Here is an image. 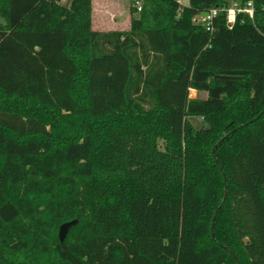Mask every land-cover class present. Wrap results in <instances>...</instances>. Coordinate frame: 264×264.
<instances>
[{"label": "trees", "instance_id": "obj_1", "mask_svg": "<svg viewBox=\"0 0 264 264\" xmlns=\"http://www.w3.org/2000/svg\"><path fill=\"white\" fill-rule=\"evenodd\" d=\"M252 4L208 31L226 0H142L96 31L91 0H0V264H264Z\"/></svg>", "mask_w": 264, "mask_h": 264}, {"label": "rangeland", "instance_id": "obj_2", "mask_svg": "<svg viewBox=\"0 0 264 264\" xmlns=\"http://www.w3.org/2000/svg\"><path fill=\"white\" fill-rule=\"evenodd\" d=\"M228 7L237 5V0H226ZM92 29L96 31L126 30L129 28L130 19L137 15L133 11L132 0H91ZM203 95L206 96L205 93ZM190 97H196L189 90Z\"/></svg>", "mask_w": 264, "mask_h": 264}, {"label": "built area", "instance_id": "obj_3", "mask_svg": "<svg viewBox=\"0 0 264 264\" xmlns=\"http://www.w3.org/2000/svg\"><path fill=\"white\" fill-rule=\"evenodd\" d=\"M180 5H187L188 0H176ZM132 6L136 9L137 12L141 11L142 8V0H132ZM239 12H244L252 17L253 15V4L252 0H248L243 7L238 5H234L232 7H225V6H215L205 12V15L202 13L200 15L194 16L192 18V22L197 25H202L205 27L206 30L212 31V22L213 19L218 14H224L226 25L228 27H232L235 22V16ZM204 13V12H203Z\"/></svg>", "mask_w": 264, "mask_h": 264}, {"label": "water", "instance_id": "obj_4", "mask_svg": "<svg viewBox=\"0 0 264 264\" xmlns=\"http://www.w3.org/2000/svg\"><path fill=\"white\" fill-rule=\"evenodd\" d=\"M203 15H205V12L204 13H202ZM226 137V135L224 136V137H222L216 144H215V146H217L219 143H220V141H222L224 138ZM212 153H213V150H212ZM215 162L216 163H218V161L215 159ZM221 169V168H220ZM225 196H226V193H225ZM215 214H216V211L214 212V215H213V217H212V223H211V230H212V227H213V220H214V218H215ZM78 222V219H73V220H70V221H65V222H63V223H61L60 225H59V227H58V238H59V241L60 242H62L64 239H65V237H66V235H67V233H68V231H69V229L72 227V226H74L76 223ZM211 237H213V233H212V231H211ZM232 255H233V253L231 252V251H229ZM234 258L236 259V257L234 256Z\"/></svg>", "mask_w": 264, "mask_h": 264}, {"label": "crops", "instance_id": "obj_5", "mask_svg": "<svg viewBox=\"0 0 264 264\" xmlns=\"http://www.w3.org/2000/svg\"><path fill=\"white\" fill-rule=\"evenodd\" d=\"M92 12V11H91ZM92 24V23H91ZM109 31V30H108ZM190 91H193L194 92V94L196 95V96H199V97H205V95H203V93H205V92H197L196 90H194V89H190Z\"/></svg>", "mask_w": 264, "mask_h": 264}]
</instances>
